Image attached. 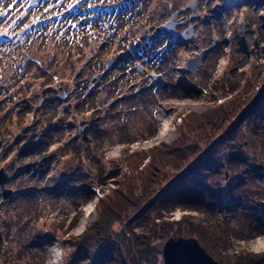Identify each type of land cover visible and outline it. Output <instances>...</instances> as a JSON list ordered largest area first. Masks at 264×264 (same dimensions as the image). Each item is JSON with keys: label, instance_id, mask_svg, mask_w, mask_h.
<instances>
[{"label": "rangeland", "instance_id": "rangeland-1", "mask_svg": "<svg viewBox=\"0 0 264 264\" xmlns=\"http://www.w3.org/2000/svg\"><path fill=\"white\" fill-rule=\"evenodd\" d=\"M15 1H0V9L8 10L0 19L6 31L12 18L17 17L15 30L35 21L40 11ZM48 1L41 4L54 17L25 31L18 44L0 43V167L9 174L0 186V264L7 255L12 264H51L52 259L66 264L75 250L67 238L92 227L97 201L118 188V181L107 175L117 168L126 172L124 160L134 161L135 151L169 147L183 117L194 119L222 103L236 104L246 93L260 102L255 114H264V0H79L75 14L68 13L74 1L64 7L59 0H53L55 5ZM171 13L176 14V31L192 26L195 34L183 40L160 32ZM102 22L108 23L107 31ZM199 54L194 71L187 70V60ZM108 58L117 62L106 68ZM253 119L256 125L244 120L235 136L213 146L203 172L185 179L184 186L193 191L188 193L202 191L196 184L200 178L218 196L213 214L202 202L201 207L169 204L164 191L132 223L135 234L146 232L158 211L174 222L153 238L155 256L144 264H164L166 239L190 237L191 226L210 221L211 214L225 223V254L231 260L241 251L264 252V152L259 141H264V118ZM234 152L243 161L229 162ZM4 188L11 189L5 198ZM238 193L242 198L248 194V205L253 199L256 212L247 203L228 211L225 202L237 200ZM125 221L117 219L112 228L119 233Z\"/></svg>", "mask_w": 264, "mask_h": 264}, {"label": "trees", "instance_id": "trees-1", "mask_svg": "<svg viewBox=\"0 0 264 264\" xmlns=\"http://www.w3.org/2000/svg\"><path fill=\"white\" fill-rule=\"evenodd\" d=\"M231 89L233 88L231 87ZM246 94L243 97L241 96L236 104H233L234 101L222 103L203 116L194 119L191 115L183 117L182 123L179 124V136L169 147H165L161 152L160 150L158 152V148L153 147L145 152L135 151L131 155L134 161H131V158L128 161L124 160L127 166L126 172L122 173L119 168L111 171L107 177L115 179V182L118 181V188L120 189H112L111 195L104 196L97 201L98 219L92 227L79 237L71 235L67 238L65 242L74 246L75 250L68 254L66 264L150 263L151 257L155 256L151 250L153 238L161 235L160 229H167L172 225L170 223L174 222L166 220L161 211H158L148 221L146 232L135 234L132 223L137 219H141L143 214L153 204L155 205L164 191L168 192L169 196L166 202L169 204H194L201 207L202 202L207 204V212L213 214V210H216L217 206L215 198L218 196H213L202 185L200 178H197L196 184L199 183L198 186L202 187V191L193 193L194 195L188 193L192 191V187L189 185L184 186L185 179L203 172L202 168L204 169L206 163L210 161L208 158L213 146L224 140L226 136L227 139L235 136L241 122H244V120H247V122L253 121L256 125L253 116L264 118V114L262 116L255 114L257 113V106L260 104L257 97L251 101V93ZM259 141L264 152V141L263 139ZM154 154L158 155L155 156ZM239 155L241 153L234 152L233 157L228 159L229 162L243 161V156L241 155V158H239ZM102 170L103 167H100L101 172ZM210 171L213 172V170ZM135 190L139 191V197L137 198H134ZM232 192L235 193V191L230 193L232 194ZM238 195L237 200L229 199L228 204L225 202L228 211L233 210L238 205L244 207L243 205L247 203V193L244 198L241 197V194L238 193ZM262 197L264 196L262 195ZM256 199H258L256 201L258 204L261 200ZM246 206L250 208V211L256 212V206L253 205L252 198L250 205L247 203ZM212 214L210 215L211 218L206 217V220L210 218L212 222L202 223L199 221V223L191 226L189 235L196 237L218 258L224 259L225 261L221 260L224 264H264V252L241 251L232 256L231 260L225 254L227 250L225 223L216 222ZM125 218L124 228L119 233L116 232L112 228V223L117 219L124 220ZM74 226L75 222L69 226V229L71 230ZM59 229V227L55 228L56 231ZM118 234H121L122 239H119ZM11 258L13 260L10 255L3 256L2 264H12Z\"/></svg>", "mask_w": 264, "mask_h": 264}, {"label": "water", "instance_id": "water-1", "mask_svg": "<svg viewBox=\"0 0 264 264\" xmlns=\"http://www.w3.org/2000/svg\"><path fill=\"white\" fill-rule=\"evenodd\" d=\"M195 2L190 3L187 7H193ZM176 14L171 15L170 19L162 25V31L168 30L173 32L174 35H178L179 32L175 31V22L173 18ZM196 17V15H192ZM189 33L187 35L186 31L181 34L188 38L194 34L192 27H189ZM202 54L197 55L194 59H188L186 62V69L193 72L196 68V65L200 62ZM116 60L109 59L106 67H111ZM141 68V67H140ZM156 80V77H155ZM263 164H260L259 167H262ZM9 174L4 170L3 167H0V186L3 187L8 181ZM11 193V189L4 188L2 190L3 197H7ZM162 256L164 264H219L202 245H200L198 239L194 236L190 237H169L163 244Z\"/></svg>", "mask_w": 264, "mask_h": 264}, {"label": "flooded vegetation", "instance_id": "flooded-vegetation-1", "mask_svg": "<svg viewBox=\"0 0 264 264\" xmlns=\"http://www.w3.org/2000/svg\"><path fill=\"white\" fill-rule=\"evenodd\" d=\"M0 1L2 2V0H0ZM3 1H5V0H3ZM12 1H13V0H12ZM30 1H31V0H23V3H24L25 5H29ZM42 2H43V0H36V2H35L34 5H39V4H41ZM53 3H54L53 0H49L47 4H48V5H51V4H53ZM58 3H59V2H58ZM53 5H55V3H54ZM56 5H57V4H56ZM49 14H50V15H53L54 12H51V11L49 10ZM96 18H97V17H96ZM16 20H17V19H16ZM16 20H15L14 22H16ZM14 22H11V23H10V27H11V30H10V31H6L7 26H6V24H5L4 22H0V28L4 29V31H3L2 33L6 32V33H7L6 35H8V34H13V36L10 37L9 40H13L14 37H15V40H14V41H16V43L18 44V43H19V39H21V38H20V37H17V34H18V32L20 31V28H22V26L20 25L19 28H16V29L14 30V28L16 27V24H15ZM97 22H100V19H99V18L97 19L96 23H97ZM17 24H18V23H17ZM29 24H30V23H29ZM27 25H28V24H27ZM38 26H40V25H39V24H36L35 26H33V28L28 29L26 32H28V31H30V30H32V29H35V28H37ZM95 26H96V24H95ZM96 30H98V28H96ZM6 35H1V39H0V41L5 40ZM31 37H32V36H31ZM6 38H7V37H6ZM17 40H18V42H17ZM5 41H6V40H5ZM20 41H21V40H20ZM20 44H21V42H20Z\"/></svg>", "mask_w": 264, "mask_h": 264}, {"label": "bare ground", "instance_id": "bare-ground-1", "mask_svg": "<svg viewBox=\"0 0 264 264\" xmlns=\"http://www.w3.org/2000/svg\"><path fill=\"white\" fill-rule=\"evenodd\" d=\"M163 133H164V129L161 128V131L159 132V134H158L157 136L160 137ZM24 137H25V134L22 135L21 139H24ZM50 263H51V264H58V263H59V260L56 261V260L52 259V260L50 261Z\"/></svg>", "mask_w": 264, "mask_h": 264}, {"label": "snow or ice", "instance_id": "snow-or-ice-1", "mask_svg": "<svg viewBox=\"0 0 264 264\" xmlns=\"http://www.w3.org/2000/svg\"><path fill=\"white\" fill-rule=\"evenodd\" d=\"M9 7H11V5H9ZM0 14H2V13H0ZM25 27H27V26H25ZM7 33L6 32H4V33H0V35H6ZM59 255V253H57V256Z\"/></svg>", "mask_w": 264, "mask_h": 264}, {"label": "clouds", "instance_id": "clouds-1", "mask_svg": "<svg viewBox=\"0 0 264 264\" xmlns=\"http://www.w3.org/2000/svg\"><path fill=\"white\" fill-rule=\"evenodd\" d=\"M57 253H59V255L57 256V259H59V257H60V255H61V253H60V252H57Z\"/></svg>", "mask_w": 264, "mask_h": 264}]
</instances>
